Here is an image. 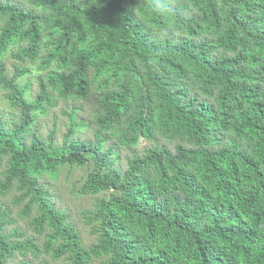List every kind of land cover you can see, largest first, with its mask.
<instances>
[{
	"label": "trees",
	"instance_id": "1",
	"mask_svg": "<svg viewBox=\"0 0 264 264\" xmlns=\"http://www.w3.org/2000/svg\"><path fill=\"white\" fill-rule=\"evenodd\" d=\"M0 91V264H264V0H0Z\"/></svg>",
	"mask_w": 264,
	"mask_h": 264
},
{
	"label": "rangeland",
	"instance_id": "2",
	"mask_svg": "<svg viewBox=\"0 0 264 264\" xmlns=\"http://www.w3.org/2000/svg\"><path fill=\"white\" fill-rule=\"evenodd\" d=\"M32 80V88H31V94L29 95V98H33L38 90V83L35 79L34 74L29 76ZM1 91H0V98H1ZM0 109H6L8 110V104L5 100H1ZM63 109V103L60 101L57 106L52 107L50 112L46 115L40 116L39 120V127L40 131L43 134H47L53 127H55L56 123L58 124V133H57V141L62 140V134L66 130L65 124L68 122L67 117L65 114L62 113ZM92 128H88L87 131H85L87 134L91 135ZM127 152L126 149L122 151L123 155ZM82 171H79V169H76L74 174L67 178L63 175L60 176V178L55 183L56 190L55 192L59 193L57 194V200H59L63 205H67L73 214V220L77 224L78 229L81 231L83 237L85 236L86 240H90V225L85 223L83 217L80 216L78 213V210L81 207H87L90 206L92 202V198L89 196L79 195L77 192H72V184L73 182L77 181L81 178ZM11 195L8 197H3L0 195V203L4 200H7L8 203H10ZM23 227L24 221H20Z\"/></svg>",
	"mask_w": 264,
	"mask_h": 264
}]
</instances>
